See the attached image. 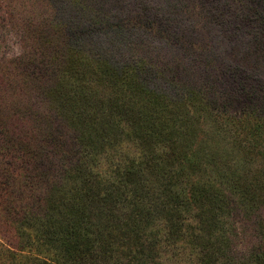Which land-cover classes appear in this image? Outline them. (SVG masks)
<instances>
[{
  "label": "trees",
  "instance_id": "1",
  "mask_svg": "<svg viewBox=\"0 0 264 264\" xmlns=\"http://www.w3.org/2000/svg\"><path fill=\"white\" fill-rule=\"evenodd\" d=\"M72 4L82 12L83 22L66 38L72 37L73 45L64 41L68 50L60 45L63 24L50 29L31 18L19 37L27 47L0 63V216L9 228L19 229L23 241L0 242V258L7 255L16 264H149L161 246L189 243L197 264H218L220 256L225 258L222 264H264L262 223L255 226L257 242L243 260L227 246L222 229L213 240V229L232 210L247 207L256 213L264 206V160L253 174L230 169L220 172L219 182L205 184L193 178L186 184L178 170L166 167L161 180L153 182L152 173L151 182L143 176L145 169L158 165L150 149L158 142L167 165L177 160L197 170L203 165L198 157L210 165L215 156L208 136H202L200 118L206 101L198 97L207 83L196 88L193 80L176 74L177 80L174 67L168 66L161 83L153 84L146 76L149 63L142 60V55L154 54L166 66L163 60L180 51L184 61L203 49L201 31L207 32L217 44L210 49L212 55L228 45L241 58L214 61L224 71L217 83L237 82L236 92L252 84L264 93V61L254 53L257 38L264 46V0ZM133 30L138 33L131 36ZM53 33L57 35L48 38ZM52 38L53 45L59 43L57 49ZM84 40L93 46L102 40L107 47L82 58L78 49ZM117 45L130 49L125 60L107 51ZM256 56L255 66L242 64ZM144 70L145 76H137ZM249 112L257 116L258 110ZM263 126L258 119L253 129L264 134ZM126 130L148 143L147 156L115 166L107 161L110 168L102 169L99 159L117 149ZM197 138L196 148L188 153Z\"/></svg>",
  "mask_w": 264,
  "mask_h": 264
},
{
  "label": "rangeland",
  "instance_id": "2",
  "mask_svg": "<svg viewBox=\"0 0 264 264\" xmlns=\"http://www.w3.org/2000/svg\"><path fill=\"white\" fill-rule=\"evenodd\" d=\"M72 2L73 0H0V63L17 56L22 52L24 45L27 47L28 44L24 43L25 40L22 42V37L21 39L19 37L23 34L22 31L25 25H27V21L31 18L37 19L38 23H41L43 26H48L50 29L57 27V23L63 24V33L60 35L63 41L60 45L62 49L65 48V50H68L70 47L65 42H70V45H73L74 40L71 37L66 41V38L75 31L77 23L83 22L81 20L83 17L80 16L82 12L79 13L75 6L73 7ZM64 4L66 5L65 7ZM136 31L137 30H133L131 36L138 33V31ZM201 32L204 35V39L201 42V45L204 46L202 50L196 47L198 52L193 53L191 56L189 55L187 58L185 57L184 61H181L183 60V56L180 55L182 54L180 51L174 52V54L172 53L163 60L164 62L166 61V66L165 63H161V61H159L160 59H157L154 54H144L142 55V60L149 63V72L144 70V73H142V71L138 72L137 76H141L142 74L145 76L146 72L147 79L149 80L151 77V82L153 84L161 83V72L166 71L169 68L168 66H173L175 70L173 69L172 76L178 74L181 79L188 77L194 81L196 88L200 85L204 86L207 83L201 91V96L199 93L198 99L202 100L201 98H204L206 101L200 116L201 121H204L203 129L205 133H202V136H208V141L211 143V152L213 151L215 156V163L210 162L211 164L207 165V163L203 162L198 157L203 165L196 167L197 170L184 168L177 160H175L172 165H167L166 161H161L160 156L163 147L161 146V142H158L155 145L156 152L153 146H150V149L154 152L155 158L158 161V165L143 171V176L146 177L148 182L154 179L153 182L157 179L161 180V172L165 171V167L171 171L178 170L180 174L179 179L186 182V184H188L189 178H193L195 182H201L202 184L211 181L219 182L220 179L218 176L220 172L230 171L231 169L238 173L248 171L253 174L258 170V167L264 160V134L253 129V124L258 119L264 124V93L259 88L253 87L254 85L252 86V84L246 85L247 90L236 92L233 88H235L234 86L237 82L234 83L232 80H223L217 83V75H223L224 71L221 73L219 68L220 64L214 61H241V58L238 54V50L234 48L231 49L228 45H225L223 49H218L221 51V54L212 55L210 49L215 47L214 44H217L208 37L207 32ZM56 35L57 33H53V35L50 34L48 38ZM98 36H101V34ZM263 38L262 41L264 43ZM155 40L158 41V37ZM97 42H99V44L93 46L91 41L84 40V47L78 49L80 56L82 58L85 55L90 57L89 55L91 53L94 54L95 52L98 53L103 50V46L105 45L102 40ZM231 42H233V40H231ZM255 42H258V44L254 48V53L260 57V60L264 61V46L258 38ZM50 43L51 41L49 45ZM51 44L56 49L59 47V43L53 45V38ZM44 45L47 46L45 43ZM107 51L111 52L116 59L125 60L128 57L130 49L128 46L123 45L118 47L117 45ZM217 55L220 56L217 57ZM258 56L252 58L253 60L244 59L242 64L255 66L254 63L259 60ZM125 64L126 69L128 65L126 62ZM214 64L216 68H211ZM176 79L178 80L177 76ZM104 91L108 93L109 88ZM138 99L137 96V101ZM152 103H154V101H152ZM252 109L258 110L257 116L249 112ZM126 131H128V133L123 136L121 144L117 145V149H112L109 152L110 156L108 158H103V156H101L102 158L99 159L102 169L107 170V168H110V166H107V161L110 164L113 163L115 166L118 162L122 164L135 157L137 159L140 157L145 159V156H147L146 147L148 143H141V140L138 138L139 135H137L140 129H138L137 134L134 131ZM181 131L182 133L184 132L182 128ZM181 135L185 136V134ZM197 141L198 138L193 145L191 144L189 146L188 153L196 148V144H198ZM196 154L201 155L199 152H196ZM189 157L191 158L192 156L190 155ZM88 158L90 159V156ZM0 160L2 161L1 156ZM155 174L157 176H155ZM224 186L227 190L229 189V184H224ZM260 196L264 199V191H260ZM17 202L21 203V198L18 199ZM246 209L248 208L246 207ZM246 209L243 208L241 211L236 210L234 212L232 210L231 214L226 215L223 223H217L218 229H213L215 230L213 240L216 236H219L218 231L220 229L223 230L225 240H229L227 243H230V245L227 244V246L230 247L233 254H238V260H243L244 253H247L249 248L257 242L255 226L259 223H262L264 226V206L256 210V213H251ZM195 212L194 216H196ZM190 221L192 224H197L195 219H190ZM8 226L10 225L0 216V242L8 240L9 243L16 245L18 244L17 242H23L19 241L21 239L19 229L16 227L9 228ZM1 256L0 264H16L14 258H9L7 255L3 256L2 254ZM224 260V256L217 258L218 264H222ZM37 262L38 261L35 260L30 261L32 264H40ZM197 263L196 251L192 250L189 243H184L178 247L171 246L169 248H164L161 246L157 257L149 264Z\"/></svg>",
  "mask_w": 264,
  "mask_h": 264
}]
</instances>
